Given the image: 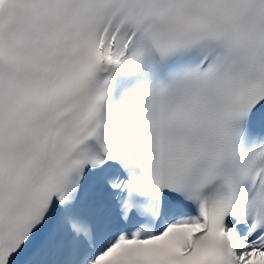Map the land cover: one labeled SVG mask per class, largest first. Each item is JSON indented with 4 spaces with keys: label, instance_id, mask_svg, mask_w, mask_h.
I'll list each match as a JSON object with an SVG mask.
<instances>
[{
    "label": "snow or ice",
    "instance_id": "6c2138e0",
    "mask_svg": "<svg viewBox=\"0 0 264 264\" xmlns=\"http://www.w3.org/2000/svg\"><path fill=\"white\" fill-rule=\"evenodd\" d=\"M0 264H264V0H0Z\"/></svg>",
    "mask_w": 264,
    "mask_h": 264
}]
</instances>
